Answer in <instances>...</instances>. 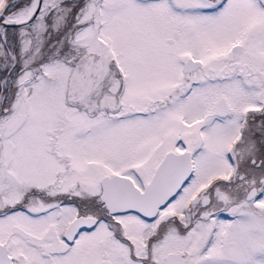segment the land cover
Segmentation results:
<instances>
[{
    "label": "snow or ice",
    "instance_id": "6c2138e0",
    "mask_svg": "<svg viewBox=\"0 0 264 264\" xmlns=\"http://www.w3.org/2000/svg\"><path fill=\"white\" fill-rule=\"evenodd\" d=\"M0 264H264V0H0Z\"/></svg>",
    "mask_w": 264,
    "mask_h": 264
}]
</instances>
